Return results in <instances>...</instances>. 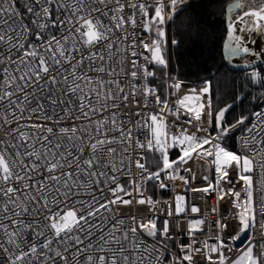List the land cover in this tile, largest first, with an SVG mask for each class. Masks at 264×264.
Listing matches in <instances>:
<instances>
[{"label": "snow or ice", "instance_id": "snow-or-ice-1", "mask_svg": "<svg viewBox=\"0 0 264 264\" xmlns=\"http://www.w3.org/2000/svg\"><path fill=\"white\" fill-rule=\"evenodd\" d=\"M186 3L0 0V264H264V110L229 125L210 80L181 93L168 29ZM225 23V61L257 57L264 0ZM188 192L214 194L207 229Z\"/></svg>", "mask_w": 264, "mask_h": 264}, {"label": "trees", "instance_id": "trees-1", "mask_svg": "<svg viewBox=\"0 0 264 264\" xmlns=\"http://www.w3.org/2000/svg\"><path fill=\"white\" fill-rule=\"evenodd\" d=\"M233 0H187L182 6L186 11L177 13L171 36L179 41L172 50L171 71L177 70L180 80L212 84V110L232 105L226 113V124H232L246 110L247 103L235 104L241 88L235 79L239 71L230 68L224 60L222 45L225 40V9ZM239 14V10L237 13ZM264 72V68L258 66ZM162 75V74H161ZM155 84H161L158 78ZM163 86V85H162ZM244 101V100H243ZM215 127L211 128L214 133Z\"/></svg>", "mask_w": 264, "mask_h": 264}, {"label": "built area", "instance_id": "built-area-1", "mask_svg": "<svg viewBox=\"0 0 264 264\" xmlns=\"http://www.w3.org/2000/svg\"><path fill=\"white\" fill-rule=\"evenodd\" d=\"M174 20L172 22H169L170 27L168 29L169 31V35L171 36L170 30L172 29ZM169 67L167 69V72L171 75V76H175L178 80H180L177 77V70L171 71L170 69V62H173V60L171 59L172 56V45H169ZM253 71L259 72L263 75V73L261 72V70L258 67H253L244 71H241L239 73H237L235 75V79L237 81V83H239V85L241 86V88L238 90L237 94H236V98H235V104H240L241 102H245L247 100V89L249 87H252L253 89H258L259 84H254L252 83L249 74ZM184 82V87L181 90V93H183V91L191 86H196V87H202V84H197V83H193V82H189V81H184V80H180ZM169 92H171V89H169ZM176 97L174 96H170V100L174 101ZM244 100V101H243ZM259 110H264V87H262L259 90V93L256 95V97L252 98L248 104V106H246V110L242 112L241 115H239V117H241L242 115H248L251 116V113L254 111H259ZM238 117V118H239ZM237 118V119H238ZM169 119H172L171 117H169ZM183 119V118H182ZM236 119V120H237ZM235 123V122H234ZM233 124V123H232ZM190 131L192 129H189ZM209 131L211 132V129H209ZM215 134V132L213 133ZM239 135H241V132L239 129H237L236 132L234 133H230V135L228 137L224 138L223 143L232 148L235 149L236 147V139H234V137H239ZM176 153L173 152V157H175ZM183 174V173H182ZM179 183V182H177ZM196 183L198 185H203L204 181L202 180H197ZM182 187V186H181ZM149 194L153 195L154 199H170L171 197L174 196V192L169 191V190H159V189H150L149 190ZM202 196L203 194L201 193H196L193 194L191 192L187 193V197L189 199V202L191 204H198L201 209H202V215H204L207 219H206V224H205V228L207 229L208 227V222H212L215 220V216L210 212V205L207 204L205 202V200L211 201L212 204H215V199H214V194L213 196L207 197L205 199H193V196ZM229 205L226 204L225 202H220V212L224 213L228 210ZM129 208H124L122 209V211H129ZM188 218H181L180 220V228L176 231L175 233V239H176V243H187L188 242V238L186 235H182L181 233L185 231L186 228V221ZM258 231V229H257ZM205 238V236L203 234H199L198 235V239L203 240ZM237 244L240 246H243V242L242 241H237ZM199 246V245H197ZM174 251H178V249L174 248ZM199 259V257L197 258Z\"/></svg>", "mask_w": 264, "mask_h": 264}, {"label": "rangeland", "instance_id": "rangeland-1", "mask_svg": "<svg viewBox=\"0 0 264 264\" xmlns=\"http://www.w3.org/2000/svg\"><path fill=\"white\" fill-rule=\"evenodd\" d=\"M255 41V47L258 48L259 50L257 51V53L259 54H263L264 55V35H260V34H255L253 39ZM248 60V58H247ZM264 68V65L261 66ZM262 72V71H261ZM263 75H264V72H262ZM202 84V83H201ZM262 88V86L259 84V87L258 89H253L252 87H249L247 89V100H246V103H247V106L250 102V100L254 97H256V95L259 93V90ZM179 184V183H177ZM180 190V189H178Z\"/></svg>", "mask_w": 264, "mask_h": 264}, {"label": "flooded vegetation", "instance_id": "flooded-vegetation-1", "mask_svg": "<svg viewBox=\"0 0 264 264\" xmlns=\"http://www.w3.org/2000/svg\"><path fill=\"white\" fill-rule=\"evenodd\" d=\"M244 35V34H241ZM255 33L249 35L246 37V42L248 44V46L254 50V51H258L259 49L255 47V41L252 40L254 37ZM259 54V53H258ZM248 58V60H247ZM249 61H251V63H258V62H263L264 61V55L263 54H259L257 57L253 58V57H238V58H234L232 63L238 64V63H248ZM263 64L259 65V66H263Z\"/></svg>", "mask_w": 264, "mask_h": 264}, {"label": "water", "instance_id": "water-1", "mask_svg": "<svg viewBox=\"0 0 264 264\" xmlns=\"http://www.w3.org/2000/svg\"><path fill=\"white\" fill-rule=\"evenodd\" d=\"M226 9H227V7H226ZM226 9H225V18H226ZM225 36H226V34H225ZM223 58H224V56H223ZM263 63H264V61L258 62V63H249L247 67L245 66L246 63H238V64H235V63L229 64L228 63V65L230 66L231 69L241 72V71L253 68V67H258L259 65H261Z\"/></svg>", "mask_w": 264, "mask_h": 264}, {"label": "crops", "instance_id": "crops-1", "mask_svg": "<svg viewBox=\"0 0 264 264\" xmlns=\"http://www.w3.org/2000/svg\"><path fill=\"white\" fill-rule=\"evenodd\" d=\"M176 46V45H175ZM175 46H172V50L175 48Z\"/></svg>", "mask_w": 264, "mask_h": 264}]
</instances>
